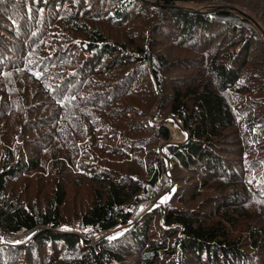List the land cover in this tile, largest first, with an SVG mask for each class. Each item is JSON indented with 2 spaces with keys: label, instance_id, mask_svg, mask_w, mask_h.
Instances as JSON below:
<instances>
[{
  "label": "trees",
  "instance_id": "obj_1",
  "mask_svg": "<svg viewBox=\"0 0 264 264\" xmlns=\"http://www.w3.org/2000/svg\"><path fill=\"white\" fill-rule=\"evenodd\" d=\"M215 1L0 0V264H264V39Z\"/></svg>",
  "mask_w": 264,
  "mask_h": 264
},
{
  "label": "rangeland",
  "instance_id": "obj_2",
  "mask_svg": "<svg viewBox=\"0 0 264 264\" xmlns=\"http://www.w3.org/2000/svg\"><path fill=\"white\" fill-rule=\"evenodd\" d=\"M217 5L220 6H225L224 8L230 11H233L235 14L233 15H228V16H222V17H226L229 18L232 21H237L240 20L242 26H244L245 28H256L258 29L259 36L261 39H264V0H231L227 3V1L224 0H216L215 1ZM205 5L210 6L209 8H213V6H211V3H204L201 4L200 6L203 7ZM255 8H253L254 6ZM237 14L240 16H237ZM221 16H219L220 18ZM242 17H247L249 18V20H247L248 22L244 21V19ZM222 19V18H221ZM166 125L169 126L170 130L172 131V138L175 141H181L184 140L183 138V132H181L180 128L178 125H176L175 123H171L170 121L166 122ZM145 204V203H143ZM146 205V204H145ZM251 214L254 217H251L253 219H257L258 215H256V212L259 211V209H251ZM66 226V225H65ZM62 227V229H66L67 227ZM76 230L82 232V234H84L86 232V230L84 231L83 228L80 227H76ZM90 229V228H89ZM100 235H102L101 233H97V236L99 237ZM97 237V238H98Z\"/></svg>",
  "mask_w": 264,
  "mask_h": 264
},
{
  "label": "built area",
  "instance_id": "obj_3",
  "mask_svg": "<svg viewBox=\"0 0 264 264\" xmlns=\"http://www.w3.org/2000/svg\"><path fill=\"white\" fill-rule=\"evenodd\" d=\"M220 18L230 21V19L226 17L221 16ZM238 23L241 22L238 21ZM32 233L33 230L25 229L18 232H10L0 227V242L6 244L22 243L28 240L32 236ZM97 233H98L97 230L90 228L83 234V236L86 237L87 239L94 240L97 236Z\"/></svg>",
  "mask_w": 264,
  "mask_h": 264
},
{
  "label": "water",
  "instance_id": "obj_4",
  "mask_svg": "<svg viewBox=\"0 0 264 264\" xmlns=\"http://www.w3.org/2000/svg\"><path fill=\"white\" fill-rule=\"evenodd\" d=\"M149 2H151V1H149ZM230 21H231V22H234V23H237L236 20H235V21L230 20ZM144 208H145V204H140V205H138L137 208H136V210H135V212H134V214H138V213L141 212Z\"/></svg>",
  "mask_w": 264,
  "mask_h": 264
},
{
  "label": "clouds",
  "instance_id": "obj_5",
  "mask_svg": "<svg viewBox=\"0 0 264 264\" xmlns=\"http://www.w3.org/2000/svg\"><path fill=\"white\" fill-rule=\"evenodd\" d=\"M238 21H240V20H237V23H238ZM238 24H241V23H238ZM32 230H33V233H32V235H33L35 233L36 229H32Z\"/></svg>",
  "mask_w": 264,
  "mask_h": 264
}]
</instances>
